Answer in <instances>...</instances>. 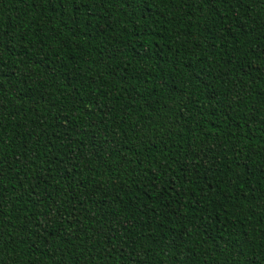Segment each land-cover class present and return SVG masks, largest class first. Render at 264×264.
<instances>
[{"label":"trees","instance_id":"trees-1","mask_svg":"<svg viewBox=\"0 0 264 264\" xmlns=\"http://www.w3.org/2000/svg\"><path fill=\"white\" fill-rule=\"evenodd\" d=\"M0 264H264V0H0Z\"/></svg>","mask_w":264,"mask_h":264}]
</instances>
